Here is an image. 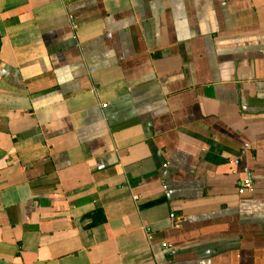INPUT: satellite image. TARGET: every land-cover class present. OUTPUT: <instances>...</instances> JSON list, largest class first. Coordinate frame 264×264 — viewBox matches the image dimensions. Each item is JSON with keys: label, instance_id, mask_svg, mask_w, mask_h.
Returning a JSON list of instances; mask_svg holds the SVG:
<instances>
[{"label": "crops", "instance_id": "1", "mask_svg": "<svg viewBox=\"0 0 264 264\" xmlns=\"http://www.w3.org/2000/svg\"><path fill=\"white\" fill-rule=\"evenodd\" d=\"M0 264H264V0H0Z\"/></svg>", "mask_w": 264, "mask_h": 264}, {"label": "built area", "instance_id": "2", "mask_svg": "<svg viewBox=\"0 0 264 264\" xmlns=\"http://www.w3.org/2000/svg\"><path fill=\"white\" fill-rule=\"evenodd\" d=\"M235 164H238V160L234 161ZM254 189V175L252 172L248 171L245 173L244 177L239 182L238 192L240 194H244L246 192L252 191ZM170 218L173 220L174 228H180L182 225V218L178 217L176 214L172 213ZM148 232V239L151 238V231L147 229ZM164 248H168L167 243H163Z\"/></svg>", "mask_w": 264, "mask_h": 264}]
</instances>
